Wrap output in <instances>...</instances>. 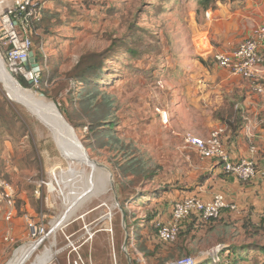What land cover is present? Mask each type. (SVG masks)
<instances>
[{
    "label": "rangeland",
    "instance_id": "374dc122",
    "mask_svg": "<svg viewBox=\"0 0 264 264\" xmlns=\"http://www.w3.org/2000/svg\"><path fill=\"white\" fill-rule=\"evenodd\" d=\"M200 1H32L34 8L42 10L39 11L41 21L31 28V50L38 57L46 56V61L39 60L43 61L40 84L32 83V88L26 90L38 96L46 94L44 96L55 104L74 129L97 168L92 172L86 167L84 173L79 174V166L68 165L48 129L21 103L8 97L0 82V176L13 187L12 223L19 224L14 235H10L13 242H6L7 233L1 227L7 222L6 207L0 203V264H8L23 247L35 244L28 237L25 216L42 219L51 233L24 263L38 264L44 246L55 247L52 221L66 214L68 205L76 198L79 199L71 219L94 210L78 222L82 226L88 224L97 233L94 241L98 248L93 264L107 263V252L113 249L118 254L119 234L115 233L114 247L112 240L98 232L103 229L104 222L118 225L119 210L125 202L124 207L135 214L141 215L139 211L143 207L137 205V200H131L136 195L132 183L139 188L136 179L128 180L133 182L122 186L120 192L118 178L113 173L121 157L115 159V152L109 147H99L111 140L95 136L101 130L98 124H116L113 127L115 138L132 143L137 150L135 156L141 159L139 150L143 146L155 164L173 162V155L167 154L165 148L184 142L191 122L198 129H212L204 114L195 113L200 112L201 107L192 101L200 95L203 82L221 80L212 76L214 69L209 66L210 57L204 56L210 49L214 52V42L204 32V25L213 20L212 12L217 4H213L205 16ZM232 7L236 8L229 6ZM0 58L8 68L1 45ZM87 67L93 68V75L99 76L94 79L102 84L100 90H104L93 100L89 99L90 90L79 93L85 88L80 76ZM11 74L17 80V75ZM233 77L228 80L231 85H243V79ZM223 97L229 100L222 121L233 128L235 110L231 102L235 97L244 98L245 94L228 91ZM164 112L167 123L161 119ZM174 140L177 143L170 142ZM69 169L74 171L73 177H69ZM89 184L94 186L93 192L79 196ZM119 193L123 198H119ZM108 214H111L110 220Z\"/></svg>",
    "mask_w": 264,
    "mask_h": 264
},
{
    "label": "crops",
    "instance_id": "0c3cea01",
    "mask_svg": "<svg viewBox=\"0 0 264 264\" xmlns=\"http://www.w3.org/2000/svg\"><path fill=\"white\" fill-rule=\"evenodd\" d=\"M16 1L0 0V14L14 6ZM216 4L213 12L210 10L213 20H208L204 25V32L215 44L212 47L215 52L230 51L241 41L254 37L257 28L264 23V0H235L228 5L220 2ZM229 6L236 8L230 9ZM212 69V76H218L221 80L203 82L200 95L192 100L198 102L195 103L197 107H201L200 112L195 113L204 114L212 129H198L191 122L189 132L204 137L214 128L221 129L222 140L233 160L250 158L251 144L261 154L264 151V108L259 98L246 81L242 80L243 85H231L228 81L231 79L229 74L215 66H212ZM228 91L245 94L244 98L235 97L234 102H231L234 110L241 111L239 116L244 120L236 129V134L222 121L227 111L226 102L229 100L223 95ZM231 112L233 114L232 108ZM172 133L181 136L176 131ZM170 142L177 143L176 140ZM140 149V163L143 169L141 172L137 171L138 176L135 173V176L126 174L125 165L120 170L115 168L113 175L118 178L120 192L122 186L133 182L128 180H137L139 188H136L135 182L132 183L136 195L131 200H137V205L143 207L139 211L141 215L128 211L124 207L125 202L119 210L118 225L111 222L108 225L104 222L103 229L98 233H104L105 239L112 240L114 247L115 233L119 234L120 239L118 254L115 249L107 252L108 262L105 264H164L183 256L194 257L196 264H233L236 258H240V263H264V253L259 251V248L264 246L262 174L258 173L252 180L241 182L234 176L223 173L221 167L212 160L201 159L195 150L186 146L183 141L179 145L166 146V153L173 155V162L166 164L151 162L146 148L141 146ZM217 194H221L228 203L235 205L236 210L223 211L217 220H203L199 216L184 220L180 225V235L174 243H163L157 239L152 223L156 219L168 221L175 202L189 197L209 201ZM119 198H123L120 193ZM93 211L81 213L74 219H71L72 214L60 225L53 232L55 247L44 246L38 264H44L50 257L54 258L57 264H93L94 253L97 255L95 249L98 248L94 241L97 233L92 231L88 224L82 226L78 223ZM12 219L6 222L7 225L3 223L1 226L4 228L3 232L6 231L5 233L11 236L14 235L15 227L19 228L18 222L12 223ZM76 223L78 227L74 228ZM108 227H111V233L108 232ZM216 253L218 260L213 262L212 256Z\"/></svg>",
    "mask_w": 264,
    "mask_h": 264
},
{
    "label": "built area",
    "instance_id": "2783aa9c",
    "mask_svg": "<svg viewBox=\"0 0 264 264\" xmlns=\"http://www.w3.org/2000/svg\"><path fill=\"white\" fill-rule=\"evenodd\" d=\"M32 1L17 0L14 6L0 14V45L10 72L22 76L28 82L31 81V84L39 85L43 61L38 60L40 72L37 74L28 70L24 62L32 52L33 26L41 21L39 17L42 8H34ZM205 16H207V12ZM210 51H206L204 54V56L210 57V64L220 70L227 71L231 76L246 81L252 92L259 97L260 104L264 108V23L257 28L254 37L241 41L232 50L227 52ZM42 59L46 61V56L42 55ZM161 119L167 123L166 112L161 114ZM222 133L221 129H214L205 137L187 133L184 142L186 146L195 150L201 159L212 160L221 167L223 173L232 175L241 182L252 180L258 173L264 176V151L259 154L258 149L251 144L249 146L250 158L233 160L222 140ZM14 194L12 185L0 176V203L6 207V221H10L13 217ZM225 210L235 211L236 206L228 203L221 194L215 195L209 201L189 197L173 204L168 221L156 219L152 225L157 239L163 243L171 244L177 240L180 225L184 220L193 215L199 216L203 220H217ZM24 219L28 237L33 242L41 244L51 234L44 221H41L42 219L36 220L28 216H25ZM110 219L111 216L108 215V220ZM108 232L111 233L112 229H109ZM4 240L9 243L13 242V238L9 234L5 236ZM216 250L218 251V248ZM217 260L216 253L212 256V261L216 262ZM44 264H57V262L50 257ZM164 264H196V260L192 256H183Z\"/></svg>",
    "mask_w": 264,
    "mask_h": 264
},
{
    "label": "bare ground",
    "instance_id": "6f19581e",
    "mask_svg": "<svg viewBox=\"0 0 264 264\" xmlns=\"http://www.w3.org/2000/svg\"><path fill=\"white\" fill-rule=\"evenodd\" d=\"M0 82L4 85V88L14 101L21 103L36 119L48 129L52 139L54 140L61 156L68 162V165L75 163L80 168L79 174L84 173L85 168H89L92 172L97 168L96 164L93 161L86 159L80 150L79 144L74 140L73 134L70 130L63 129L59 124H57L56 118L54 115L49 113L50 106L47 104L42 97L34 94L29 90L21 89L19 86L14 83L11 78L10 73L6 70L3 61L0 58ZM49 111V112H47ZM45 112V114H44ZM47 113L49 115H47ZM61 128H58L57 126ZM70 172V173H69ZM69 177H73V170H68ZM63 174V173H62ZM66 175V173H65ZM93 176V175H92ZM76 177V176H75ZM92 184V183H91ZM52 188V186H50ZM94 187V186H93ZM92 185H87L84 191L79 196H84V192L88 194L93 192ZM90 194V193H89ZM82 196V197H83ZM81 198V197H80ZM79 198H76L74 201H71L68 205L66 214L61 216L57 221L53 223V229L56 230L60 225H62L70 216L73 210L76 201ZM82 199V198H81ZM40 243L36 242L35 244L28 245V247H23L18 253L15 254L13 259L8 264H24L32 255V253L38 248Z\"/></svg>",
    "mask_w": 264,
    "mask_h": 264
},
{
    "label": "trees",
    "instance_id": "16d2710c",
    "mask_svg": "<svg viewBox=\"0 0 264 264\" xmlns=\"http://www.w3.org/2000/svg\"><path fill=\"white\" fill-rule=\"evenodd\" d=\"M235 0H201L199 2V4L201 5L202 9L204 11H207L213 4H216V2H220V3H226V2H234ZM45 18V17H44ZM46 19V18H45ZM39 25H36V28H38ZM32 37V35H31ZM34 54V53H33ZM34 57L38 58V60H42V55L40 57H38L37 54H34ZM206 60H204V63ZM209 66L212 67V65L210 64L209 61ZM94 70L91 67H87L84 72H82L81 74V84L85 87L83 88L79 93L81 94L84 91H89L90 90V95H89V99L93 100L97 97L98 94H101L102 91L104 90H100L103 86L102 84H100V82H96V79L99 78L98 75L94 74ZM42 75V73H41ZM40 75V82L42 81V76ZM86 77V79L84 80V78ZM17 81L19 82V84L25 88V89H29L32 88V85L26 81L22 76H16ZM44 95H46L44 93ZM240 110H235L234 111V127L230 128V130H232V132L234 134H236V127H240L243 124V120L240 118ZM98 127H101V130H98L99 132H97L98 135L95 134L96 137L98 138H103V139H107L109 138L111 140V142H106L105 144L100 145V148H105V147H109L110 150L115 152V159H117L118 157H121L119 164H116V169L120 170L121 167H123V165H125V173L135 176L136 173H138L137 171L141 172L143 169V165L140 163L141 162V158L135 156L137 155V150L133 149V144L132 143H124L123 141H120L119 139L115 138V130L113 129V127L116 125H108L107 123H101L98 124ZM94 127V126H93ZM92 129V128H91ZM95 143V140H94ZM91 147V146H90ZM136 153V154H135ZM135 173V174H134ZM138 176V174H136ZM127 201V199L125 200ZM195 216V215H193ZM192 217V216H191ZM190 218V217H189ZM188 218V219H189ZM187 220V219H186ZM264 231V230H263ZM180 235V232H179ZM178 235V237H179ZM259 251L261 253H264V246L259 248ZM236 262H234L233 264H237L240 260V258H236ZM264 264V263H263Z\"/></svg>",
    "mask_w": 264,
    "mask_h": 264
},
{
    "label": "water",
    "instance_id": "95a60500",
    "mask_svg": "<svg viewBox=\"0 0 264 264\" xmlns=\"http://www.w3.org/2000/svg\"><path fill=\"white\" fill-rule=\"evenodd\" d=\"M24 62H25L26 68L28 70L30 69L32 73L37 74L40 72V67L38 65V58L34 57L33 52L29 53L28 59ZM6 70L10 73L9 68H6ZM10 75H11L12 80L14 81V83H16L17 86H19L21 89L26 90L25 88H23L19 84V82L12 76L11 73H10ZM29 83L31 84V81H29ZM39 96L42 97L46 102H48L47 104L50 106L51 109H49L50 112L49 111H47V112L51 113V111H52V115H54V117L56 118L55 120L57 121V124H59L63 129L66 128V130H70V132L74 136V140L79 144L82 154L86 157V159L90 160L85 148L82 146L81 142L78 140L74 129L66 122V120L63 118V116L60 114L59 110L56 108L55 104L50 99L46 98L44 95L40 94ZM44 114H45V112H44ZM47 115H49V114L47 113ZM59 125L57 127L61 128Z\"/></svg>",
    "mask_w": 264,
    "mask_h": 264
}]
</instances>
